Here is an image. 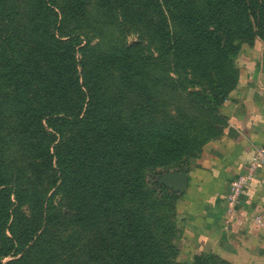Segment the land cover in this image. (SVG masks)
Here are the masks:
<instances>
[{"label": "trees", "instance_id": "1", "mask_svg": "<svg viewBox=\"0 0 264 264\" xmlns=\"http://www.w3.org/2000/svg\"><path fill=\"white\" fill-rule=\"evenodd\" d=\"M35 1L24 24L14 0H0V264H180L182 195L159 177L190 170L223 135L240 45L264 40V0H144L148 19L141 0H100L129 33L150 31L158 57L148 60L138 44L88 52L81 36L63 32L57 0ZM197 56L200 68L189 62ZM181 59L188 66H175ZM159 65L179 77L155 74ZM109 72L179 95L190 111L161 114L148 98L120 109L106 94ZM191 264L230 263L201 254Z\"/></svg>", "mask_w": 264, "mask_h": 264}, {"label": "crops", "instance_id": "2", "mask_svg": "<svg viewBox=\"0 0 264 264\" xmlns=\"http://www.w3.org/2000/svg\"><path fill=\"white\" fill-rule=\"evenodd\" d=\"M247 72L224 107L223 136L205 146L178 202V244L187 260L212 254L230 264H264V173L246 189L235 213L227 214L230 181L244 171L254 147L264 144V68L254 77Z\"/></svg>", "mask_w": 264, "mask_h": 264}, {"label": "rangeland", "instance_id": "3", "mask_svg": "<svg viewBox=\"0 0 264 264\" xmlns=\"http://www.w3.org/2000/svg\"><path fill=\"white\" fill-rule=\"evenodd\" d=\"M75 1V3L70 2L69 0H57L58 5V13L61 16V20H63L62 30L65 34H74L79 35L84 40V44H88L90 50L88 52H107L110 53L112 50H121L124 46H132V45H141V49L138 50L137 55L139 57H144V59L153 58L156 59L158 57V53L154 48V43L151 42V33L149 30L140 29L139 27H135L131 29L129 33V28H122L121 25H124L122 18L120 17L119 20L114 18L111 13L105 11V8L101 10V2L100 0H71ZM147 1L141 0V4L139 9H148L146 12L147 19L149 18V12L152 14V6L145 7ZM14 7L18 13V20L24 24L29 23V19L31 15L36 14V1L35 0H14ZM81 9L80 12H78ZM133 13V12H132ZM28 18V21H27ZM117 21V22H116ZM119 22V23H118ZM30 23H36V20L31 19ZM147 23V20H146ZM123 31V32H122ZM233 31L236 35H238V31L233 28ZM234 44L236 45L238 42L234 40ZM94 59L96 57H93ZM171 58V57H170ZM173 59L169 60V63H172ZM191 65L195 67H201L200 65V58L197 56L196 59H192L189 61ZM103 67L106 70H109L110 64H105L101 61L92 60V68H95L97 65ZM205 63V62H203ZM216 64L212 63L211 65L214 66ZM188 66L185 64L184 59L180 60V63H176L175 66ZM171 66H173L171 64ZM102 67V68H103ZM191 67V66H190ZM264 68V40L260 37H255L251 42L249 41H242L240 45V50L238 52V56L233 63V68L237 71V86L236 88L231 91L225 100L223 106L221 107V115L226 118L224 114V107L226 106L227 102L231 98L232 93L237 90L239 85L241 84V80L244 79V76L247 75V71L251 73V76H255L256 72ZM103 68V70H104ZM160 68L159 70H157ZM172 70L171 72L166 73V69L164 66L159 65L158 67L155 66L153 72L157 75H161L163 73L170 74L172 78L177 79L179 76L176 72L173 71V67H170ZM176 71V70H174ZM164 75V74H163ZM105 90L106 94L110 99H121L119 103L120 109L131 108V105L139 104L145 101L148 98L147 105L150 107L151 104L154 107H157L160 113L167 112L170 116H175L179 110L190 111V107H182L183 100H180V96H175L176 94H168L162 93L161 88L154 87L149 82H143L140 79H134L133 84L127 85L123 81H120V77L116 72H109L105 75ZM205 77V75H204ZM65 88L68 93H71V86L65 85ZM66 92V91H65ZM72 96V95H71ZM183 98V97H182ZM128 115L131 116L130 113ZM227 126V119L225 121V125L223 126V134L224 130ZM223 136V135H222ZM221 136V137H222ZM221 137L219 139H221ZM74 139V138H73ZM218 139V140H219ZM217 141V140H215ZM212 141V142H215ZM211 143V142H209ZM208 143V144H209ZM205 148V147H204ZM204 150V149H203ZM203 154V153H202ZM6 155V154H5ZM11 156V155H10ZM25 157V156H24ZM26 159V164H29L27 157L21 158L20 153L12 154L11 160L15 161L17 164H21V161L24 163ZM200 159V158H199ZM198 159V160H199ZM197 161V160H196ZM192 162L191 167L195 164ZM190 167V170H191ZM190 170L187 171H176V170H168L164 172L162 176L159 177V183L165 185V180L169 176L179 175V174H187ZM52 193V192H51ZM180 200V199H179ZM178 200V202H179ZM178 202H177V209H176V226L178 229V233L176 234L175 245L179 249V254L175 259L176 263L180 264H191L194 262L195 257L192 260H187L184 256L181 255V248L178 244V238L180 235V219H179V212H178ZM12 259L6 258L4 260V264L11 261ZM69 262L71 264L77 263L78 260L70 259ZM58 264H69L65 257L62 258V261Z\"/></svg>", "mask_w": 264, "mask_h": 264}, {"label": "built area", "instance_id": "4", "mask_svg": "<svg viewBox=\"0 0 264 264\" xmlns=\"http://www.w3.org/2000/svg\"><path fill=\"white\" fill-rule=\"evenodd\" d=\"M260 173H264V144L254 147L253 157L244 171L233 178L228 185L227 214L229 216L235 213L242 195ZM256 222L260 225L263 224L261 217L256 218Z\"/></svg>", "mask_w": 264, "mask_h": 264}, {"label": "water", "instance_id": "5", "mask_svg": "<svg viewBox=\"0 0 264 264\" xmlns=\"http://www.w3.org/2000/svg\"><path fill=\"white\" fill-rule=\"evenodd\" d=\"M188 184V175L187 174H179L174 176H169L165 180V185L173 188L175 191L179 193H184L187 189Z\"/></svg>", "mask_w": 264, "mask_h": 264}]
</instances>
